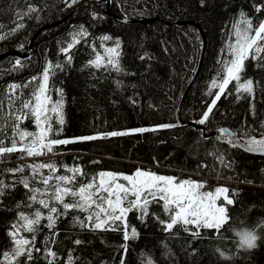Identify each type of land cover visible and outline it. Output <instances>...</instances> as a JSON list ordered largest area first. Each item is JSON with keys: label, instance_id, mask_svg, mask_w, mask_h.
Returning a JSON list of instances; mask_svg holds the SVG:
<instances>
[{"label": "trees", "instance_id": "1", "mask_svg": "<svg viewBox=\"0 0 264 264\" xmlns=\"http://www.w3.org/2000/svg\"><path fill=\"white\" fill-rule=\"evenodd\" d=\"M84 1L87 0L68 7L66 0H0V35L5 37L0 39V53L25 52L37 28L67 16L62 23L36 35L29 58L7 55L0 60V102L3 103L0 117L11 111L10 95L14 96L18 108L20 101L28 98L36 86L33 83L13 94L9 92V85L27 84L51 61L65 65L64 70H56L49 81L52 101L60 99L57 90H63L64 124L58 126L62 128L58 138L73 139L138 128L156 130L61 145L50 155L27 157L16 152L0 157V180L16 185L0 197V253L12 249L8 232L19 212L31 215L40 208L44 216L47 215V209L38 204L27 206L30 193L17 182L22 176L31 180L30 165L53 163L59 170L57 174L63 175H71L64 166H79L84 175L77 176V182L87 183L103 171L132 173L139 164L171 172L179 178L191 177L204 182L202 190L213 191L225 186L234 203L223 202L228 209L229 223L219 232L201 229L199 239H193L182 230L175 236L162 231V226L151 215L155 213L166 219L161 204L149 206L145 222L138 219V212L128 213V223L137 229L139 236L127 242L125 264H264V229L256 227L260 238L253 249L238 247L236 236L237 230L264 222V153L244 152L227 137L204 136L201 128L176 121L177 103L198 62L201 36L193 24H171L193 20L205 34L200 68L180 109V119L197 122L214 98L209 90L221 68L220 61L231 57L227 48L234 40L232 24L240 19L241 12L254 24L264 20V9L256 11V6L264 5V0H204L203 4L201 0L109 1L112 13L150 19L137 23L118 21L107 15L106 6L101 8L100 3L88 2L74 9ZM81 26L88 35L80 38L81 42L71 50L69 64L60 48L71 42L72 35L79 32ZM105 35L113 39L103 41ZM116 39L120 41L122 73L86 67L96 52L105 54L104 49L114 46ZM17 59L23 66L14 68ZM257 63L252 59L245 62L241 81L252 79L256 84L254 92L237 93L236 82L231 83V92L221 96L208 121L202 125L207 132L226 126L247 144L251 138H264V68L257 67ZM117 80L122 81L120 87L115 83ZM211 91L214 94L218 89ZM165 124L175 126L159 127ZM22 127L36 130L29 120H25ZM10 136L11 129L0 135L5 146H10ZM20 167L24 168L23 173L9 171ZM41 171L48 174L46 168ZM32 186L44 187L38 177ZM86 215L77 210L58 221L57 243L49 245L58 254V264H66L70 251L73 257L79 258L75 264H120L123 254L120 246L125 243L122 234L93 233L73 226V216L83 219ZM46 224L47 220L42 219L35 233V247L41 251H33L34 260L26 264H48L45 246L51 232ZM22 234L32 236L27 232ZM76 239L84 243L75 245ZM21 264H25L23 257Z\"/></svg>", "mask_w": 264, "mask_h": 264}, {"label": "snow or ice", "instance_id": "2", "mask_svg": "<svg viewBox=\"0 0 264 264\" xmlns=\"http://www.w3.org/2000/svg\"><path fill=\"white\" fill-rule=\"evenodd\" d=\"M79 3V0H66V5ZM204 0H201V4ZM264 5L256 6V11L260 12ZM35 11V9H30ZM95 15V14H94ZM23 27V25H18ZM234 40L228 45L227 51L231 57L227 60H221V68L217 77L211 81L209 95H214L212 102L207 106L202 114L198 124L204 125L217 101L222 95L231 92L229 85L236 82L234 87L237 93L252 94L256 84L252 79L242 81V74L245 70V62L249 59L257 60V67L264 68V20L258 24L247 17L243 12L240 13V19L232 24ZM88 33L81 26L79 32L71 37V42L67 46L60 48V52L65 54L67 62L72 61L71 50L79 44L80 38L87 36ZM0 35V39H4ZM113 38L105 35L103 41H109ZM105 54L96 52L93 59L88 61L86 67L94 69H103L109 73L115 71L122 73L120 65V41L116 39L114 46L106 47ZM142 60L144 56L140 57ZM22 67L19 59L15 61V67ZM65 65L48 61L39 76H34L25 85H9V92L16 93L17 89L27 88L35 83L31 95L20 101L19 107H15V98L13 95L8 97L11 111L0 117V135H3L11 129L10 146H5L4 139H0V157L11 153L19 152L27 157H36L48 153L55 154L61 145L70 143L94 141L105 137L124 136L131 133H143L155 131L156 129L138 128L130 131H113L97 135H88L76 137L73 139H60L58 134L62 131L64 124L63 118V90H57L60 99L52 101L49 95V81L55 76L56 70H64ZM117 87H120L122 81H115ZM211 89H218L214 94ZM135 103V101H132ZM0 109H3V103L0 102ZM25 120L32 121L35 125V131H29L22 127ZM6 125V126H5ZM56 125V126H54ZM175 125H160L161 128H170ZM222 133L226 130L221 129ZM250 151H264V138L256 140L251 138L248 142ZM221 162L223 158L221 157ZM230 166V165H226ZM31 180L29 177L22 176L17 182L30 193L28 196L29 204H38L41 208L47 209L46 217L37 208L31 215L25 212H19L18 219L11 225L8 235L12 241V249L0 253V264H21V258L27 261L34 260L33 251L39 253L40 248L35 247V233L39 231V225L42 219L47 220L46 227L50 230L51 236L47 237L48 243L45 246V259L48 264H58V254L52 250L49 245L57 243L58 232L55 231L58 221L68 216L74 211L87 213L81 219L79 216H73V226H78L81 230H88L93 233L98 232H119L125 243L121 244L122 256L120 264H125L124 255L129 250L128 241L138 238L137 229L128 223V213L136 211L139 213L138 219L145 222L149 216V206L152 204H161L166 219L152 213V217L162 226V231L170 236L177 235L182 230L189 233L193 239L202 238L201 229L215 230L219 232L229 223L228 209L225 204L217 205V201L223 197L226 205H232L233 199H230L227 193V187H217L215 192L202 191L205 187L204 182H197L191 179L180 180L172 176L158 175L150 171L137 169L133 175L118 174L112 172H101L97 177H93L87 183H78L77 176L84 175L79 166L67 168L71 175L57 174L58 168L53 163L32 164ZM48 169L45 175L41 169ZM13 173H23L24 168L10 169ZM39 178V183L44 187H34L32 183ZM127 183H121L120 181ZM15 183L7 184L0 180V197L6 194L9 189L15 188ZM19 207V205H18ZM256 227L264 229V222L258 223L248 231V228H241L237 233L239 236L240 248L253 249L257 246ZM31 233V238L22 233ZM260 238V237H259ZM75 245H82L84 241L76 239ZM166 247V245H165ZM219 251V249H217ZM223 256L224 253L220 252ZM78 257H73L69 252L66 264H75ZM151 264V262H150Z\"/></svg>", "mask_w": 264, "mask_h": 264}, {"label": "water", "instance_id": "3", "mask_svg": "<svg viewBox=\"0 0 264 264\" xmlns=\"http://www.w3.org/2000/svg\"><path fill=\"white\" fill-rule=\"evenodd\" d=\"M106 2V8H105V12L107 15L109 16H112L114 17L115 19H117L118 21H122V22H126V23H137V22H144V21H150V19H134V18H128V17H125V16H120L116 13H112L109 11V1L110 0H87L85 2H82L81 4H79L78 6H76V8H78L79 6L83 5V4H86L87 2H92V3H99V2ZM74 8V9H76ZM72 9V10H74ZM67 17V16H66ZM66 17H63L61 20H58V21H55V22H50L48 24H45V25H42L40 26L39 28H37V30L33 33V35L31 36V38L28 40V47L26 49L25 52H16V51H12V50H8V51H5V52H2L0 53V60L2 58H4L5 56L7 55H16L18 58H29L30 57V54H31V49H32V41L33 39L36 37V35L42 31L43 29L45 28H48V27H51V26H54L56 24H59V23H62ZM169 23V22H167ZM173 23H177V24H186V23H190V24H193L195 25L198 30H199V33H200V36H201V49H200V54H199V58H198V62H197V65H196V68H195V71L192 75V77L190 78V80L187 82L186 86L184 87L183 89V92L179 98V101L177 103V106H176V109H175V117H176V121L179 123V124H191L195 127H198V128H201L202 132H203V135L204 136H219V137H227L235 147L239 148L240 150L244 151V152H247V153H252V154H261V153H264V151H260V150H256V151H250L249 150V147H248V144L245 143L243 140H241L235 133V131L233 129H231L230 127H226V126H219V127H216L214 128L212 131L210 132H207L205 130V128L198 124L197 122H194V121H184L182 119H180V109H181V106H182V103H183V100H184V97L185 95L187 94L191 84L193 83V80L195 79L198 71H199V68H200V65H201V61H202V58H203V53H204V49H205V34L203 32V30L201 29V27L199 26V24L196 22V21H191V20H178V21H175V22H171V24ZM221 129H224L226 130L225 132H221L220 130Z\"/></svg>", "mask_w": 264, "mask_h": 264}, {"label": "rangeland", "instance_id": "4", "mask_svg": "<svg viewBox=\"0 0 264 264\" xmlns=\"http://www.w3.org/2000/svg\"><path fill=\"white\" fill-rule=\"evenodd\" d=\"M74 5V4H73ZM76 8V7H74ZM49 154V153H48ZM46 154V155H48ZM148 166V165H147ZM137 169H141V170H144V171H150V172H153V173H156L158 175H164V176H172V177H176L180 180H184V179H191V180H194V181H197L191 177H181L179 178L176 174H173L171 172H164V171H159L158 169H155L154 167H146V166H140L139 164H137V168L132 172V173H122V172H116V171H103V172H112V173H118V174H125V175H133ZM158 170V171H156ZM101 173V172H100ZM121 183H127L126 181H123L121 180L120 181ZM199 182V181H197ZM219 187H225V186H219ZM216 189V188H215ZM215 189L212 191V192H215ZM202 191H208V190H202ZM227 195L229 196V198L231 199L230 195L227 193ZM223 197H221L218 201H217V205H221V204H224L223 203Z\"/></svg>", "mask_w": 264, "mask_h": 264}, {"label": "clouds", "instance_id": "5", "mask_svg": "<svg viewBox=\"0 0 264 264\" xmlns=\"http://www.w3.org/2000/svg\"><path fill=\"white\" fill-rule=\"evenodd\" d=\"M248 231H251V228H248L247 229ZM240 231V229L239 230H237V232H236V236H237V239H238V242H239V236H238V232ZM259 239V236L257 235V240Z\"/></svg>", "mask_w": 264, "mask_h": 264}, {"label": "flooded vegetation", "instance_id": "6", "mask_svg": "<svg viewBox=\"0 0 264 264\" xmlns=\"http://www.w3.org/2000/svg\"><path fill=\"white\" fill-rule=\"evenodd\" d=\"M100 5H101V8H103L105 6L104 2L103 3L101 2Z\"/></svg>", "mask_w": 264, "mask_h": 264}]
</instances>
